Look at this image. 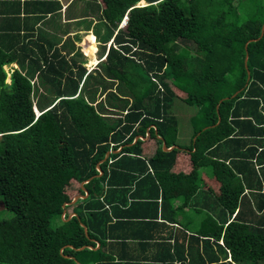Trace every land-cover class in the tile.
I'll list each match as a JSON object with an SVG mask.
<instances>
[{"label": "trees", "instance_id": "1", "mask_svg": "<svg viewBox=\"0 0 264 264\" xmlns=\"http://www.w3.org/2000/svg\"><path fill=\"white\" fill-rule=\"evenodd\" d=\"M97 1L92 69L0 34V264H106L108 242L154 240L135 205H196L209 185L199 234L232 261L215 264H264V0ZM177 100L203 126L165 151L186 148Z\"/></svg>", "mask_w": 264, "mask_h": 264}, {"label": "crops", "instance_id": "2", "mask_svg": "<svg viewBox=\"0 0 264 264\" xmlns=\"http://www.w3.org/2000/svg\"><path fill=\"white\" fill-rule=\"evenodd\" d=\"M99 4L97 0H0V34L8 33L13 38L18 36L24 39V42L31 40L25 43L33 40L31 46L40 55H50L57 50L66 54L67 59H71L80 49L84 56L83 62L87 60L85 66L92 69L101 58V46L94 34L99 21ZM87 48L93 51L96 64L92 63L95 57L88 54ZM141 186L142 191H145L149 184ZM136 188V185H133L129 197L136 191ZM202 192H207V195L202 193L197 196L194 201L196 205L193 202L186 205L183 198L164 203L162 196L151 205H135L133 216L127 215V217L136 223L133 227L141 236L144 238L152 236L154 240L132 241L127 245L122 241H110L106 251L111 252V246H113L118 255L113 256L111 261L105 260L107 261L105 263L215 264L216 262H232L230 251L225 249L221 240H211L209 244L199 234L205 212L214 211V208H218L215 213L220 210L219 189L211 185L202 186ZM179 195L177 193L174 196ZM88 197L89 195L86 199ZM129 200L128 207L136 202L131 198ZM156 210L157 217L150 216L154 215ZM108 211L112 214L110 208ZM96 244L95 250L101 247L100 243Z\"/></svg>", "mask_w": 264, "mask_h": 264}, {"label": "rangeland", "instance_id": "3", "mask_svg": "<svg viewBox=\"0 0 264 264\" xmlns=\"http://www.w3.org/2000/svg\"><path fill=\"white\" fill-rule=\"evenodd\" d=\"M250 7H251V5L249 3L246 8H242L241 10L250 9ZM245 18H246V16H244V19ZM84 43H85V41H84ZM182 46L184 47L185 44L183 43ZM100 52H101V48H100ZM100 56H101V53H100ZM176 103H177V105L178 104H181L182 105V108L179 110V112H176V115H178L180 117L181 116H185L184 118L186 119L180 125V129L178 131V143L180 145L186 146V148H183V147L182 148H180V147H173V148L174 149H179L180 151L181 150H188L187 145L190 144V143H192V142H193V144H195L196 143V140H197V137H194L193 136V134H194V131H193L194 126L196 125L197 128H201L203 125H202V123L196 122L195 121V118H194V120H192V118L194 117L193 115H195L196 113H194V111L188 110L187 106L183 102H179L177 100ZM36 114L39 115L40 113H36ZM207 129L208 128H205L204 131L207 130ZM207 170H210V169H207ZM203 175H208V173L206 171H204ZM201 194H202V192H200V195ZM248 194L250 196V192H248ZM72 205H74V204H72ZM2 210H4L3 206L0 207V211H2ZM259 215H261V214H259ZM73 216L74 215H71L70 217L72 218Z\"/></svg>", "mask_w": 264, "mask_h": 264}, {"label": "water", "instance_id": "4", "mask_svg": "<svg viewBox=\"0 0 264 264\" xmlns=\"http://www.w3.org/2000/svg\"><path fill=\"white\" fill-rule=\"evenodd\" d=\"M263 36H264V26H263V30H262V35H261V37H263ZM247 62H248V56H247V58H246V60H245V63H247ZM237 94H238V93H237ZM237 94H235L234 97H235ZM221 102H222V101H221ZM148 136H149V135H148ZM139 138H141V137H137L136 140H138ZM121 149H122V148H121ZM121 149H119L117 152H120ZM173 149H174L173 147L170 148V149H168V148L166 147V145L164 144V150H165V151H171V150H173ZM117 152H109V153H107L105 160L109 157V155H110L111 153H117ZM105 160H103L100 164H102ZM98 171L100 172V174H99L98 177H100V176L103 174V171H102V169H101L100 166H98ZM89 181H90V180H88V181H86L85 183L82 184L83 191L86 192L85 196H77V197L73 200V202L65 204V205H64V208H66V207L69 206V205L75 204L79 199H86V197L89 195V193H88L87 190L84 188V185H85L86 183H88ZM2 206H3V205H2ZM3 208H4V206H3ZM70 218H71V217H70ZM83 249H84V248H83ZM78 264H80V263H78Z\"/></svg>", "mask_w": 264, "mask_h": 264}, {"label": "bare ground", "instance_id": "5", "mask_svg": "<svg viewBox=\"0 0 264 264\" xmlns=\"http://www.w3.org/2000/svg\"><path fill=\"white\" fill-rule=\"evenodd\" d=\"M140 4H141V5H145L146 2L141 1ZM140 4H139V5H140ZM90 42H91V41H90ZM85 44H86V43H85ZM85 44H84V46H85ZM89 44H90V43H89ZM83 51H84V50H83ZM86 51L88 52L89 55L94 56V55H93V51L91 50V48H87ZM86 51H85V52H86ZM86 54H87V53H86ZM94 57H95V56H94ZM92 63H93V64H96V63H97V62H96V57L94 58V60H92ZM88 65H89V64H88ZM90 66H91V65H90Z\"/></svg>", "mask_w": 264, "mask_h": 264}, {"label": "clouds", "instance_id": "6", "mask_svg": "<svg viewBox=\"0 0 264 264\" xmlns=\"http://www.w3.org/2000/svg\"><path fill=\"white\" fill-rule=\"evenodd\" d=\"M122 25H123V24H122ZM122 25H121V26H122Z\"/></svg>", "mask_w": 264, "mask_h": 264}]
</instances>
